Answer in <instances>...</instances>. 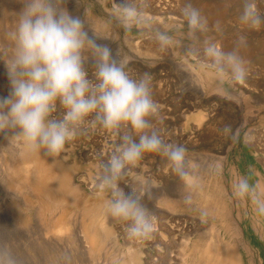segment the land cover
<instances>
[{
	"label": "rangeland",
	"instance_id": "obj_1",
	"mask_svg": "<svg viewBox=\"0 0 264 264\" xmlns=\"http://www.w3.org/2000/svg\"><path fill=\"white\" fill-rule=\"evenodd\" d=\"M7 1L22 7L20 0ZM171 1L148 0L147 13L156 26L171 29L170 34L186 44L187 26L180 9L187 0ZM191 3L199 9L204 4L206 7L200 9L204 15L210 5L224 8L222 16H207L210 29L220 21L222 34L213 30L206 37L224 50H232L238 37L246 36L247 46L240 55L247 62L248 74L242 83L221 85L211 72L186 58L182 47L161 52L155 41L137 30L125 32L113 19L112 0H66L71 14L80 16L91 31L107 37L99 43L108 44L113 53L119 49L127 58L134 77L151 76L152 97L158 106L153 123L166 142L187 149L189 175L181 180L164 157L153 153L143 156L126 182L153 187L154 199L145 203L154 215L155 231L145 240H132L124 223L106 215L103 204L108 193L95 191L101 162L120 142L116 135L93 125L89 117L59 155L49 156L43 149L20 155L21 140L0 134V241L12 248L18 264H264V216L257 214L249 201L237 198L233 189L237 179L245 175L251 177V183L264 186V26L256 31L239 23L243 0ZM258 7L264 12V0H259ZM3 10L0 97L9 93L5 64L13 54L10 35L17 25V19L9 23ZM181 63L188 71L181 70ZM86 67L91 78V64ZM63 114L57 103L53 118ZM224 125L239 132L238 143L224 138ZM182 194L193 196L190 204L184 202ZM100 223H105L103 231ZM82 224L101 247L95 256L86 234H82Z\"/></svg>",
	"mask_w": 264,
	"mask_h": 264
},
{
	"label": "clouds",
	"instance_id": "obj_2",
	"mask_svg": "<svg viewBox=\"0 0 264 264\" xmlns=\"http://www.w3.org/2000/svg\"><path fill=\"white\" fill-rule=\"evenodd\" d=\"M17 26L12 34L14 49L5 64L9 93L0 97V134L22 140L31 151L44 150L57 156L89 122L116 135L119 143L100 164L95 191L108 193L103 208L107 216L124 223L129 239L145 240L155 231L154 215L145 200L154 199L150 184L127 183L132 169L146 153L164 157L181 180L188 177L187 149L168 143L153 123L158 106L153 100L151 76L136 78L128 69L127 58L119 49L113 53L101 37L91 31L80 16L66 7V0H20ZM259 0H243L238 20L249 30L264 26ZM148 0H112V16L125 32L134 29L155 41L161 52L182 47L184 56L213 74L221 84L235 85L247 77V62L240 50L247 46L239 36L235 47L226 51L210 31L223 32L220 21L210 29L208 18L191 0L180 9L187 26V41L182 44L160 28L147 13ZM91 64L90 78L87 67ZM182 71H188L181 63ZM64 109L62 118H53L56 105ZM225 139L240 141L231 125L221 129ZM240 176L233 185L234 195L249 201L254 211L264 216V186ZM129 191H125V187ZM185 203L191 194H182ZM0 264H18L12 248L0 241Z\"/></svg>",
	"mask_w": 264,
	"mask_h": 264
},
{
	"label": "bare ground",
	"instance_id": "obj_3",
	"mask_svg": "<svg viewBox=\"0 0 264 264\" xmlns=\"http://www.w3.org/2000/svg\"><path fill=\"white\" fill-rule=\"evenodd\" d=\"M1 1V0H0ZM173 1V0H172ZM171 1V2H172ZM223 1V0H222ZM2 2H4V3H0L1 5H0V9H2L4 12H6V18H8L9 19V23H14L13 22V20L14 19H17L16 17H17V13H18V11L20 10L18 7H17V5L15 6L13 3H9L7 0H6V2L4 1V0H2ZM8 2V3H7ZM14 2V1H13ZM158 2V1H157ZM225 2V1H224ZM15 3V2H14ZM221 5L223 6V4L221 3ZM178 6V5H177ZM203 6H205L204 4L201 6V8L200 9H202L203 8ZM211 6V5H210ZM210 6H209V8H210ZM2 7V8H1ZM206 7V6H205ZM204 7V8H205ZM212 7V6H211ZM21 8V7H20ZM204 9V11L206 12V17L208 16L210 19H214L215 17H218V15H223L222 13H221V11L222 10H224V8L222 9L220 6H214V7H212V8H210V9ZM166 9V8H165ZM1 10V11H2ZM0 11V12H1ZM223 12V11H222ZM221 13V14H220ZM223 13H225V11L223 12ZM1 16V15H0ZM5 18V19H6ZM8 19L7 20H5L6 22H7V24H9L8 23ZM174 20V19H173ZM11 21V22H10ZM15 22H16V20H15ZM160 22V21H159ZM173 22V21H172ZM5 26H6V24H5ZM17 25H15V27H16ZM7 27V26H6ZM12 27V26H11ZM11 27L9 28V29H11ZM13 30H14V27L12 28ZM14 32V31H13ZM10 35V34H9ZM11 37H12V35H10ZM10 38V37H9ZM7 41H9V39L7 40ZM10 41H11V39H10ZM12 42H14V41H12ZM6 43H8V42H6ZM10 44V43H9ZM13 45V44H12ZM14 47V46H13ZM3 66V65H2ZM4 67V66H3ZM6 69V68H5ZM4 75V74H3ZM3 80V79H2ZM6 81V80H5ZM1 83V82H0ZM2 85V84H1ZM4 85H5V82H4ZM1 87V86H0ZM3 91V90H2ZM197 91V90H196ZM6 93V92H5ZM10 142V141H9ZM21 143H20V145H18V149L19 150H17V151H19V153H20V155H27L28 154V152L30 151L27 147H25V145H24V143H23V141L21 140L20 141ZM5 147V146H4ZM263 152V151H262ZM12 153V152H11ZM10 153V154H11ZM35 153V152H34ZM38 153H39V151H38ZM1 155V154H0ZM17 156H19L18 154H17ZM1 157V156H0ZM28 157V156H27ZM19 158H20V156H19ZM23 158L25 159V157L23 156ZM39 158H41V157H39ZM21 159H22V156H21ZM28 159V158H27ZM43 159V158H42ZM30 160V159H29ZM257 161H258V159H256ZM32 161V160H31ZM31 161H29L28 162V164H30V162ZM45 161V160H44ZM43 161V162H44ZM2 163V162H1ZM9 163V162H8ZM24 163V162H23ZM11 165V164H10ZM9 165V166H10ZM42 165V164H41ZM31 166V165H30ZM5 167H6V163H5ZM13 167H15V166H13ZM36 167V166H35ZM21 168H22V166H21ZM33 168H34V166H33ZM14 169V168H13ZM28 169V168H27ZM26 169V170H27ZM6 170V169H5ZM10 170V169H9ZM19 170H20V168H19ZM19 170H18V172H19ZM35 170H37V169H35ZM21 171V170H20ZM30 171V170H29ZM9 172H11V171H9ZM13 172H14V170H13ZM15 172H17L16 170H15ZM17 172V173H18ZM12 173V172H11ZM10 173V174H11ZM17 173L15 174V176L17 175ZM29 173V172H28ZM20 174V173H19ZM27 174V173H26ZM9 175V174H8ZM13 175V174H12ZM23 176V175H22ZM37 176H39V175H37ZM8 177V176H7ZM17 177V176H16ZM200 177V176H199ZM5 178V177H4ZM10 178H12V176L10 177ZM9 178V179H10ZM14 178V177H13ZM12 178V179H13ZM19 178V177H18ZM37 178V177H36ZM49 178V177H48ZM22 179V178H21ZM30 179H31V177H30ZM32 179H33V177H32ZM39 179V178H38ZM195 179V178H194ZM11 180V179H10ZM47 180V179H46ZM49 180V179H48ZM4 181H6V180H4ZM12 181V180H11ZM19 181H20V179H19ZM18 181V182H19ZM30 181V180H29ZM38 181V180H37ZM40 181V180H39ZM200 181V180H199ZM17 182V183H18ZM41 182V181H40ZM3 183V182H2ZM5 183V182H4ZM17 183H15L16 185H17ZM19 183H21V181L19 182ZM44 183H45V181H44ZM24 184H26L25 185V187L27 186V183H24ZM43 184V183H42ZM1 185V184H0ZM19 185V184H18ZM38 185V184H37ZM262 185V184H261ZM198 186V185H197ZM19 187V186H18ZM42 187H44V186H42ZM18 189V188H17ZM21 189V188H20ZM41 189V188H40ZM5 190V189H4ZM16 190V189H15ZM39 190V189H38ZM23 191V190H22ZM19 192V191H18ZM29 192H31V191H29ZM23 193V192H22ZM36 193V192H35ZM200 193H201V191H200ZM9 194V193H8ZM26 194V193H25ZM15 196V195H14ZM3 197V196H2ZM170 197V196H169ZM193 197V196H192ZM214 198V197H213ZM170 199V198H169ZM204 199V198H203ZM208 199V198H207ZM24 201V200H23ZM60 203V202H59ZM66 203V202H65ZM173 204V203H172ZM61 205V206H60ZM62 205L63 204H59V205H57V206H60V207H62ZM56 206V209L58 208ZM66 206V205H65ZM60 211H62V210H60ZM56 212V211H55ZM97 212V211H96ZM88 213V212H87ZM95 213V212H94ZM82 215H84V214H82ZM92 215V214H91ZM98 215V214H97ZM102 215V214H101ZM85 216V215H84ZM95 216V215H94ZM228 216V215H227ZM90 217V216H89ZM93 217V216H92ZM101 217V216H100ZM99 217V218H100ZM223 217V216H222ZM225 217H226V215H225ZM45 218V217H44ZM85 219V218H84ZM97 221L96 222H98V219H96ZM45 221V220H44ZM84 221V220H83ZM86 221V220H85ZM232 221V220H231ZM62 222V221H61ZM86 222H88V221H86ZM96 222H93L94 224H96ZM233 222H235V221H233ZM251 222V221H250ZM49 223V222H48ZM236 223V222H235ZM45 224V223H44ZM50 224V223H49ZM64 224V223H63ZM103 224V223H102ZM102 224L100 223V225H99V227L101 228V230L103 231V229H102ZM105 224V223H104ZM103 224V225H104ZM247 224V223H246ZM56 225V224H55ZM58 225H60V223L58 224ZM57 225V226H58ZM62 226V225H61ZM64 226V225H63ZM66 226V225H65ZM93 227V229H94V225H92ZM229 226V225H228ZM232 227H234L233 225H231ZM231 226H229V227H231ZM246 226V225H245ZM253 226V225H252ZM91 227V226H90ZM89 227V228H90ZM56 228V227H55ZM87 228H88V226L87 225H85V224H82V227H81V231H82V234H83V236L85 235V240L91 245L90 247H92L91 249H89V250H93L92 252L94 253V256H95V253L96 252H99L100 250H101V247L97 244V242L95 241V236L92 234V231L91 230H89V231H91V234L89 233V234H87L86 233V231H87ZM57 229V228H56ZM56 229H52V230H55V231H57ZM226 229H227V227H226ZM51 230V231H52ZM217 230V229H216ZM59 231H60V229H59ZM101 231V232H102ZM218 231V230H217ZM66 232V231H65ZM57 233V232H56ZM98 233V232H97ZM237 233V232H236ZM236 233H234V235L236 234ZM217 234V233H216ZM222 234V233H221ZM57 235V234H56ZM72 236H74V235H72ZM71 237V236H70ZM235 237V236H234ZM54 239H55V237H53ZM222 238V237H221ZM58 239V238H57ZM59 240V239H58ZM216 240V239H215ZM218 242V241H217ZM49 243V242H48ZM70 243V242H69ZM87 243V244H88ZM101 243V242H100ZM103 243V242H102ZM57 244V243H56ZM101 245V244H100ZM210 249V247L208 248V250ZM231 250V249H230ZM224 251V250H223ZM91 253V252H90ZM92 253V254H93ZM215 254V253H214ZM220 256V255H219ZM234 257V256H233ZM223 259V258H222ZM235 260V259H234ZM97 261V260H96ZM224 261H225V259H224ZM228 262V261H227ZM234 262V261H233ZM232 262V263H233ZM225 263V262H224ZM231 264V263H230Z\"/></svg>",
	"mask_w": 264,
	"mask_h": 264
}]
</instances>
